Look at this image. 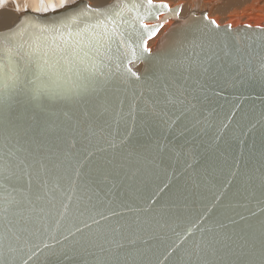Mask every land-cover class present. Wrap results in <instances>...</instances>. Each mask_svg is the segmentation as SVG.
Returning <instances> with one entry per match:
<instances>
[{"label": "snow or ice", "instance_id": "1", "mask_svg": "<svg viewBox=\"0 0 264 264\" xmlns=\"http://www.w3.org/2000/svg\"><path fill=\"white\" fill-rule=\"evenodd\" d=\"M33 11L0 31V264H264V96L210 106L264 90V27L154 53L164 0Z\"/></svg>", "mask_w": 264, "mask_h": 264}, {"label": "bare ground", "instance_id": "2", "mask_svg": "<svg viewBox=\"0 0 264 264\" xmlns=\"http://www.w3.org/2000/svg\"><path fill=\"white\" fill-rule=\"evenodd\" d=\"M164 1L166 3L170 4V0H168L169 2H167V0H164ZM178 1H180V3H181L178 6H181V9H183V11H181V13H180L181 17H186L191 12H197V13L198 12H206V13H209L208 15H210L209 17L211 19L212 15L215 12L218 13V10L221 11V8H223L224 5H226V8L228 6H231V5H237V6H240V9L238 8L239 13L237 14V15H240L239 19L242 18V16H249V17L251 16L253 19H249V20L245 21V22H247L246 24H244V22L240 21L239 19H238V21H236V19H235V21L232 24L234 27H238L239 25L242 26V24L243 25H251L252 27H264V0H178ZM87 2L92 4L94 7H96V6H103V3L105 2V0H87ZM107 2H111V0H107ZM158 2H159V0H158ZM16 4H20L21 7H23L25 4H28V9L30 11H33V7L39 5V0H8L7 6L4 8H0V30L11 27L13 24H15L19 20L23 11H20V12L16 11L15 10ZM221 4H223V7L221 6V8H220ZM175 7H177V6H175ZM175 7H173V8H175ZM234 8L236 9V7H234ZM223 9H225V7ZM225 10L223 13H225ZM220 11H219V13H220ZM225 14H227V13H225ZM216 21H217V23H219V21L217 19H216ZM240 22H242V23H240ZM173 24H174V21L172 19H170L168 21V23L165 24V26L161 29L159 34L155 38H153L152 40H150L148 42V46L152 50L156 47V46L154 47V45H155L157 39L159 41V39L172 27ZM165 30H166V32H164ZM158 37H160V38H158ZM158 41H157V43H158ZM137 69L140 70L141 66H139Z\"/></svg>", "mask_w": 264, "mask_h": 264}, {"label": "water", "instance_id": "3", "mask_svg": "<svg viewBox=\"0 0 264 264\" xmlns=\"http://www.w3.org/2000/svg\"><path fill=\"white\" fill-rule=\"evenodd\" d=\"M175 8H181V6H177ZM206 12H191L189 15H187L186 17H181V15L179 16L178 19L173 18L172 20L174 21V24L172 25V27L159 39L156 47L152 50L154 53L159 49L161 50H166L169 45H171L174 40L176 39V37L180 34V32L183 30L184 25L190 21L191 17L195 16V17H200L202 14H204ZM26 15H38L37 13L30 11L28 9L27 12H23L19 18L22 19L24 16ZM164 17L161 16V20H163ZM18 20V21H19ZM14 25V24H13ZM12 25V26H13ZM11 26V27H12ZM230 25H220V27L222 29L228 27ZM245 26L247 25H242V26H238V27H232L233 31L235 30H239V29H243ZM10 28V27H8ZM252 29H258L261 27H252ZM5 30V29H3ZM0 30V31H3ZM150 41V40H149ZM139 66H141V69H137ZM133 71L137 72V73H142L145 69V64L144 63H140L139 65H136L135 63H133V65H131ZM224 96L229 97V99L236 97V96H241L243 97H248V99H244V107H251L252 105H256L257 108L260 105V97L264 96V90H262L261 86L259 84H254V85H237L235 88L228 86L224 92H223V96L222 97H214L213 98V103L210 105L211 107L214 108H219L220 105L225 104V101L223 99ZM228 110V105L225 104V107L221 110L222 114L223 113H227ZM162 195V194H161Z\"/></svg>", "mask_w": 264, "mask_h": 264}, {"label": "rangeland", "instance_id": "4", "mask_svg": "<svg viewBox=\"0 0 264 264\" xmlns=\"http://www.w3.org/2000/svg\"><path fill=\"white\" fill-rule=\"evenodd\" d=\"M165 2V1H164ZM167 2H169L168 0H167ZM181 3H180V1H178V0H170V6H172V7H175V6H178V5H180ZM228 5V4H227ZM221 6L223 7V4H221L220 5V8H221ZM225 7V9H223ZM224 7L223 8H221V11L220 10H218V13L217 12H215L213 15H212V18L211 19H213L214 17V20H218L219 21V23H220V25H230V26H232V27H234L232 24H233V22L235 21V19H236V21H238V19H239V16L240 15H237L239 12V9H240V6H237V5H231V6H228L227 8H226V5H224ZM234 7H236V9L234 8ZM231 8V9H230ZM239 8V9H238ZM223 9V10H222ZM238 9V10H237ZM198 10V9H197ZM224 10H225V13H227V14H225V13H223L224 12ZM202 11V10H201ZM219 11H220V13H219ZM191 12V11H190ZM207 14H209V13H207ZM233 14V15H232ZM222 15V16H221ZM210 16V15H209ZM235 16V17H234ZM249 19H253L251 16L249 17V16H242V18H240L239 20L240 21H243L244 22V24H246L247 22H245V21H247V20H249ZM222 22V23H221ZM218 23V24H219ZM240 23H242V22H240ZM243 25V24H242ZM238 26V25H237ZM240 26V25H239ZM167 30V29H166ZM166 30L164 31V32H166ZM163 32V33H164ZM162 33V34H163ZM161 34V35H162ZM161 37V36H160ZM160 37H158V38H160ZM157 41H158V39H157ZM157 41H156V43H155V45H154V47L156 46V44H157Z\"/></svg>", "mask_w": 264, "mask_h": 264}]
</instances>
